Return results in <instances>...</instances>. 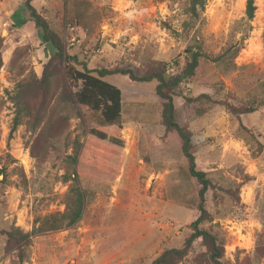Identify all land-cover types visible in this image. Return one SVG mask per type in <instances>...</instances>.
<instances>
[{
	"label": "rangeland",
	"instance_id": "1",
	"mask_svg": "<svg viewBox=\"0 0 264 264\" xmlns=\"http://www.w3.org/2000/svg\"><path fill=\"white\" fill-rule=\"evenodd\" d=\"M23 1L0 0V232L12 225L30 231L37 217L65 209L68 183L60 176L71 142H84L86 130L97 124L83 108L59 100L57 80L40 125L31 129L26 117L11 131L15 106L9 95L18 80L39 76L49 56L33 23L25 20ZM245 2L207 0L201 20L186 32L187 0L31 3L66 42L68 53L89 68L137 70L164 61L175 73L184 64L187 45L199 44L214 56L239 36L233 32ZM254 4L251 29L232 63L201 59L173 98L176 120L192 132L196 168L224 190L217 200L211 190L205 193L212 220L202 227L222 238V260L229 264H243L246 256L252 264H264V257L253 258L264 220V106L240 117L250 135L217 103H245L262 93L264 0ZM103 79L121 90L124 149L117 169L93 171L82 156L78 170L87 200L80 220L34 235L22 263L4 251L0 233V264H150L163 250L181 247L190 233L200 185L188 174L178 136L165 133L160 123L156 81L134 82L120 74ZM199 94L209 99L185 101ZM56 119L53 135L40 142L43 126ZM202 252L195 241L179 264H204L198 258Z\"/></svg>",
	"mask_w": 264,
	"mask_h": 264
},
{
	"label": "trees",
	"instance_id": "2",
	"mask_svg": "<svg viewBox=\"0 0 264 264\" xmlns=\"http://www.w3.org/2000/svg\"><path fill=\"white\" fill-rule=\"evenodd\" d=\"M207 0H187L185 13L188 19L182 24V30L191 29L201 20ZM32 0L23 1L25 20L33 23L40 40L49 51V56L42 64L39 76L29 74L17 81L9 99L15 106V115L12 121L11 131L22 123L27 117L31 129H36L44 119L45 111L49 103L50 94L55 82L60 87L59 100L84 109L87 114L94 116L96 125L86 130L84 142L73 140L71 153L67 154V169L60 176L63 183H68V191L65 199V209L57 214L45 217H37L30 231H23L18 226L12 225L9 229L1 230L4 235L6 253H14L17 263L28 259V249L32 237L38 233L51 230H60L73 227L81 218L86 203V194L81 187V174L78 170L80 158L93 171H109L117 169L118 158L124 149L122 130V98L121 90L103 79L106 75H125L130 81L150 82L156 81L154 91L162 100L160 110V123L165 133L175 132L180 140V150L187 162L189 176L193 177L200 185L198 189L197 217L189 224L190 233L185 237L179 248L165 249L155 257L150 264H179L187 255L195 241H199L204 248L198 258L204 264H229L222 260L224 256L223 240L213 230L202 225L212 220L210 212L206 208L205 193L212 192V198L217 200L223 188L215 184L208 174L196 168L192 132L185 125L176 120V109L173 102L178 95L179 85L186 79L194 76L200 65V60L218 63H232L245 44L248 31L251 29L250 21L254 18L256 6L254 0H246L244 14L237 22L233 38L226 48L214 56L204 52L199 44L187 45L184 48V64L178 72L171 73L170 67L164 61H156L142 69H131L124 66L112 68H89L87 63L80 61L75 55L67 51L66 42L53 30L48 20L32 5ZM178 64V62H176ZM81 66V69L77 67ZM56 82V83H57ZM209 99L206 94H199L195 98L185 97V101ZM225 110L234 116L240 128L245 133H250L240 121L244 114H250L259 106H264V82L262 93L254 96L245 103L233 104L227 101H218ZM58 119L46 123L40 131L38 140L45 143L49 135H53L54 124ZM33 154V152H32ZM116 161V162H115ZM263 230L256 235L254 257L260 260L264 257V220ZM252 259L245 257L243 264H252Z\"/></svg>",
	"mask_w": 264,
	"mask_h": 264
},
{
	"label": "water",
	"instance_id": "3",
	"mask_svg": "<svg viewBox=\"0 0 264 264\" xmlns=\"http://www.w3.org/2000/svg\"><path fill=\"white\" fill-rule=\"evenodd\" d=\"M45 51V56L47 55V53H46V49L44 50Z\"/></svg>",
	"mask_w": 264,
	"mask_h": 264
}]
</instances>
